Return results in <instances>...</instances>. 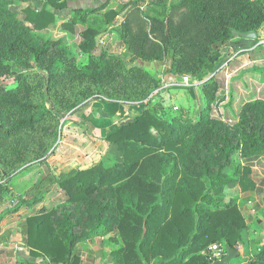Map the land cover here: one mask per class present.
Masks as SVG:
<instances>
[{"label": "trees", "instance_id": "obj_1", "mask_svg": "<svg viewBox=\"0 0 264 264\" xmlns=\"http://www.w3.org/2000/svg\"><path fill=\"white\" fill-rule=\"evenodd\" d=\"M17 1L32 3L20 10L23 17L11 10L13 0H0V215L13 209L12 199L18 206L25 195L36 203L59 192L27 219L30 254L75 264L76 242L110 231L122 242L117 264H211V244L237 250L247 225L235 200L224 201L223 187H254L249 165L232 158L264 153V100L243 103L228 123L208 110L218 101L211 76L201 83L204 103L196 115L187 110L166 121L155 101L163 81L147 64L162 62L161 76L201 77L230 39L260 33L264 0H157L136 12L141 1L130 2L118 29L122 54L96 51L116 9L73 10L71 24L83 26L73 50L44 33L72 0ZM96 100L143 105L101 136L122 159L106 162L107 153L86 169L47 168L27 192L15 194L12 180L54 151L61 118ZM263 263L264 245L247 264Z\"/></svg>", "mask_w": 264, "mask_h": 264}, {"label": "crops", "instance_id": "obj_2", "mask_svg": "<svg viewBox=\"0 0 264 264\" xmlns=\"http://www.w3.org/2000/svg\"><path fill=\"white\" fill-rule=\"evenodd\" d=\"M136 1L139 0L69 1L66 8L54 12L56 16L55 23L52 27L45 30L44 33L54 39H61L66 45L75 50V46L80 41V32L83 26L78 23L71 24L75 17L73 10H87L101 6L103 7L101 12L107 9H116L120 13L116 15L113 24L108 27L106 33L98 41L96 51L104 49L110 54H122L124 45L118 29L125 19V14L129 15L130 6L124 8L125 5ZM140 1L141 4L138 8L136 7L137 9H134L135 12L146 9V7L142 6V0ZM163 1L166 5H169L176 0ZM28 5L31 6L32 4ZM121 8H123V11H120ZM79 57L85 58L86 56L79 55ZM147 66L157 76L162 78L164 87L174 85L175 87L173 88H182V86H189L190 90L193 88L199 106L204 102L201 83L207 78L214 76L215 80L219 83V89L217 92L218 101L211 105L212 115L223 120L232 118L233 122L234 116L237 115L243 103L253 99L264 100V94L261 93V91L264 92V26L256 39H244L239 36L230 39L227 46L218 49L214 61L208 65L204 74L199 78H192L188 84H181L179 80L180 76H171L169 74L161 76L162 62L148 63ZM230 79L234 80V88L231 92L228 89ZM93 103L95 102H86L78 107L73 112V117L75 115L78 117L83 114L87 115V113L82 111L89 105L93 108L95 105ZM103 107H105V104L98 102L97 110H99L96 111L98 113L96 114L97 117H86L89 119L86 120L91 121L93 119V123L100 119H109L108 113L111 111ZM124 107V110H131V107L136 110L139 109V111L143 109V105L141 104H128V106ZM88 127L90 131L94 130L99 133L101 130L106 132L110 126L103 129L96 128L94 125ZM64 133L63 136H60L53 152L55 158L60 161L58 162V171H68L75 168L74 155L76 156L77 154L73 150L74 146L65 142ZM98 146L103 147V151L105 152L110 144L104 140L99 142L90 141L83 148L84 157L89 158V155ZM97 154L100 155V152H94L93 155L96 156ZM236 157V164L249 165L254 187L241 191L237 182L233 184L234 197H231V199L234 198L241 210L247 227L242 232V239L239 242L238 249H235L237 256L232 258L228 264H247L259 252L260 247L264 245V153L249 159L240 158L238 155ZM46 165L48 164L42 162L21 171L12 180L11 187L15 191L14 193L20 196L23 195L25 187L32 186L29 185L30 180L26 177L27 172L32 169L36 171L35 178L33 177L34 180L31 179L32 183H34L50 167ZM58 196L59 192L57 190H51L45 194L41 201L36 203H32L33 195L23 196L27 202L21 201L18 206L16 205L18 203L16 198L10 201V207L8 208L13 209L0 215V264H60L51 263L46 256L30 254V247L27 245L28 217L35 214L38 210L52 205ZM224 198L225 201H228L226 196ZM0 210H3V208ZM121 246L122 242L115 231L98 234L92 238L76 242L74 244V252L77 256L75 264H117L119 259L116 257L115 252ZM225 254L226 249H223V254L219 258L225 256ZM219 258H215L214 260Z\"/></svg>", "mask_w": 264, "mask_h": 264}, {"label": "rangeland", "instance_id": "obj_3", "mask_svg": "<svg viewBox=\"0 0 264 264\" xmlns=\"http://www.w3.org/2000/svg\"><path fill=\"white\" fill-rule=\"evenodd\" d=\"M155 2H157V0L153 1L151 4H149L146 8L151 7L153 4H155ZM28 4H32L31 2H18L17 0H13V3L11 5V10L18 12V14L23 17V14H20V10L22 8H24L25 6H27ZM85 58H80L77 57V63L81 64L84 63ZM175 87L174 85H169L168 87L165 86L164 87V83H163V89H161V91L158 92V94H156L155 97V101L156 102H160L161 103V112H162V116L165 118L166 121H170L171 118L177 114H179V112H186L187 110L190 111V113L192 114V116H195L197 113V110L199 109V104L197 102L195 93H194V89L192 88L191 90L188 88L189 86H182V88H173ZM178 87V86H176ZM188 88V89H187ZM234 88V80H229L228 82V89L229 92L233 91ZM261 93L264 94L263 91H261ZM86 102H91V101H86ZM84 102V103H86ZM95 104L93 106V108H91V106H87L84 108V110L82 112L87 113V115L83 114L80 117H78L77 115H75V117H73V112L76 111V109L80 106H82L84 103H82L81 105H79L74 111H70L66 116H63L60 120V127H61V133L60 136H63L64 133V138L66 139L65 142H68V144H72L74 146L73 150H75L76 152V156L74 155V166L75 168L82 165L87 164V162H92L94 160V158L96 157L94 154V152H100V158L101 156L106 155L107 153L108 156L105 157V161L106 162H112V161H120L122 159L121 154L116 150V147L114 145H110L106 151H103V147L98 146L96 147L92 153L89 155V158H85L84 157V152H83V148L86 146V144H88L90 141H101V136L105 133L104 131H100L99 133L94 130L90 131L88 126L94 125L96 128L99 129H103L104 127H109V129L113 126L118 125L120 122L128 120L133 118L134 116H136L140 111L139 109H133V107H131V110H124V106H128V104H118V105H114L112 103H104L105 107H103L104 109L111 111L110 113H108L109 119H105V120H97L94 121L92 123L91 121H87L89 119H87L86 117H97L96 114H98L96 111L98 108V102L101 101H94ZM103 103V102H102ZM204 103V102H203ZM209 111H212V106H210L208 108ZM87 111V112H86ZM139 111V112H138ZM138 112V113H137ZM87 119V120H86ZM237 119V117L234 118V121ZM227 121L228 123L232 122V118L229 120H224ZM77 123V124H76ZM100 138V139H99ZM60 139V137H59ZM58 139V140H59ZM103 143V142H102ZM80 144V145H79ZM93 144V143H92ZM104 144V143H103ZM98 150V151H97ZM54 152V151H53ZM53 152L48 155V157L44 160V164H48L46 166H50L48 167L52 173L54 174H58L59 171V167H58V162H60L59 160H57V158H55ZM103 152V153H101ZM99 158V159H100ZM236 155L233 156L232 158V163H236ZM46 162V163H45ZM48 162V163H47ZM60 164V163H59ZM35 170L32 169L31 171H28L26 174V177L29 181V185H32L33 181H31V179H33L34 175H35ZM35 178V177H34ZM34 180V179H33ZM234 182H232L230 185H224L223 187V194L224 196H226V198L228 200L231 199V197H234ZM31 186H29L27 188V186L25 187V192H27L29 190ZM234 199V198H233ZM225 201V198H224Z\"/></svg>", "mask_w": 264, "mask_h": 264}, {"label": "water", "instance_id": "obj_4", "mask_svg": "<svg viewBox=\"0 0 264 264\" xmlns=\"http://www.w3.org/2000/svg\"><path fill=\"white\" fill-rule=\"evenodd\" d=\"M239 36L241 38H244V39H256L258 34L254 33V32H248V33H241V34H239ZM130 120L131 119L122 121V122H120V124H125ZM99 158H100V155L97 154L92 162H89L88 164L79 166L78 169L82 170V169H86V168L90 167L93 164V162H97L99 160ZM235 256H237V252L234 249L227 248L225 256H223L222 258L214 260L212 262V264H228V262L232 258H234Z\"/></svg>", "mask_w": 264, "mask_h": 264}, {"label": "built area", "instance_id": "obj_5", "mask_svg": "<svg viewBox=\"0 0 264 264\" xmlns=\"http://www.w3.org/2000/svg\"><path fill=\"white\" fill-rule=\"evenodd\" d=\"M155 0H142V6L147 7ZM192 78L189 76H180L179 80L181 84H188ZM209 250L213 253L215 258H219L223 254V247L221 244L213 243L209 246ZM264 264V263H263Z\"/></svg>", "mask_w": 264, "mask_h": 264}]
</instances>
